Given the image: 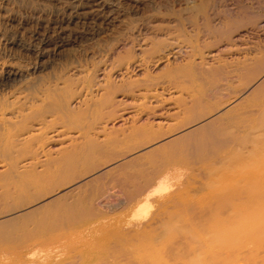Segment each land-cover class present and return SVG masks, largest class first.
<instances>
[{
    "label": "rangeland",
    "instance_id": "rangeland-1",
    "mask_svg": "<svg viewBox=\"0 0 264 264\" xmlns=\"http://www.w3.org/2000/svg\"><path fill=\"white\" fill-rule=\"evenodd\" d=\"M179 48L184 55L164 57L171 49L176 52ZM253 57L264 60V0H0V99L57 86L83 95L86 101L78 105L73 102L83 123L66 127L60 124L48 130L53 138L45 142L44 151L51 162L46 164L41 156L39 160L49 170L36 167L37 173L45 175L33 182L8 180L5 186L0 182V215L9 210H16L18 215L17 221H3L9 232L5 239L0 238V264H99L92 246L110 236L107 229L95 230L96 226L111 214V218L118 214L129 217V209L120 207L108 212L99 208L97 201L116 204L133 187L142 191L162 181L182 185L178 195L182 202L199 195L193 188L203 184L209 175L204 154L216 146L214 139L222 136L226 122L220 120L212 127L197 129L230 107L237 106L234 112L243 113L252 99L262 95L264 61L252 73L241 70L242 62ZM193 65L203 73L197 74ZM11 73L16 77L8 75ZM108 74L114 76L111 89L101 88L94 98L88 96L84 81L98 76L101 82ZM259 85L260 90L250 99H236L245 88L257 89ZM105 92L113 105L98 118L94 102ZM94 118L98 124L90 126ZM159 146L163 148L157 154L143 155L146 148ZM132 158L134 163L130 164ZM66 161L69 162L64 165ZM102 169L107 174L96 176V170ZM248 169L251 187H264V154L251 158ZM260 172L263 175L258 177ZM0 174L4 177L7 173L0 168ZM106 192L116 196L108 200ZM143 194L133 199L129 208L143 203ZM252 197L255 209L264 205V198L254 192ZM51 203L55 205L49 209L20 216L24 207L34 209ZM176 206L167 207L166 219L176 213L179 219L175 220L187 219L190 213L182 205ZM70 210L84 219L67 229L53 225L69 217ZM152 211L142 218H151ZM169 220L171 229L166 237L142 245L146 250L155 249L156 255L132 263L131 257L120 252L113 255L115 261L219 264L220 256L208 252L186 257L181 252L161 254L176 237L185 234L171 227L173 222Z\"/></svg>",
    "mask_w": 264,
    "mask_h": 264
},
{
    "label": "bare ground",
    "instance_id": "bare-ground-1",
    "mask_svg": "<svg viewBox=\"0 0 264 264\" xmlns=\"http://www.w3.org/2000/svg\"><path fill=\"white\" fill-rule=\"evenodd\" d=\"M204 20H206V18ZM192 24L196 25L195 22H192ZM191 47L193 46L191 45ZM195 49L196 47L192 48L191 51L194 52ZM173 50L174 49H171L170 50L171 52L168 51L169 52L168 54L164 52L166 54L164 57L166 58L169 55L173 56L176 54L180 56L179 53L183 54L180 48L177 51L175 50L176 52H173ZM195 52H197V50ZM189 56H191V54ZM244 57H246V55ZM263 61H264L263 59H258L256 57H253L252 59L244 60L241 64V70L252 73L254 72V70H257L258 65H260L261 62ZM193 69L197 74L203 73L202 69L201 68L197 69L196 65H193ZM126 73L127 72H125V74ZM119 74L121 75V72ZM8 75H13L16 77V74H12V73ZM112 75L110 74L105 75V77H103L104 79L101 77L103 79V80L101 79L102 80L101 82L97 81L98 76L97 77L93 76L92 78L87 79L88 81L85 80L84 83L86 85L85 87L87 88V92H88L87 95L90 96L91 98H94L95 92L98 93L99 89L101 88H103L104 91L105 90L109 91V89H111V85L113 84L111 79L113 80L114 76L112 77ZM206 75L207 74H205V76ZM103 83L104 85H102ZM253 87H250L247 90L245 88L244 91L242 90L243 93H240L239 94L240 96L237 97L236 99L237 100L250 99L251 96L255 95L257 91L260 90L261 85H259L257 89L256 87L255 88ZM51 88L46 87L43 91L29 90L28 95L22 97L18 95L16 96L13 95L11 98L5 97L0 99V168L5 173H7L5 174L6 176L4 177L1 176L0 174V182L4 186L8 180H12V182L14 181L17 183H19V180L20 181L24 180L25 182H33L37 180L40 175L41 176L45 175L43 173L41 174L37 173L39 171L36 170V167L39 165L42 166L43 168H46L45 170H47L48 165H42V162L39 160L40 156L46 160L45 161L46 164L49 161L51 162V160L48 158L49 157L48 153H45L44 151L45 148L44 145L46 144L45 142L53 138V137L52 138L49 137L50 132L48 130L54 129L55 125H60V124L66 127L70 125L74 126V124H78V123L79 124L83 123L81 122V119L78 117L79 114L75 111V105H76L75 103H77V105L81 103L84 104L86 103L85 99H82L84 98L83 95L80 96L79 94L75 93V91L72 92V90L70 89L58 88L57 86H55L53 89ZM250 91H252V93L248 95L247 92ZM108 98H109L108 92L101 93V95L98 96V99L94 102V104L97 107L96 115L98 116V118L99 117L101 118L104 111L109 110L113 105ZM249 104L250 106L248 107V109L241 114H237L234 112V109H236L237 106L230 107L229 110L222 112V114L219 113L220 115L216 117V120H213L209 124L206 125L204 124L205 126H202L200 129L196 128L199 131L205 129V127L214 126V124H216V121L224 120L226 122V126H225L226 128L223 131L222 136L217 137L216 140L214 139L216 146L213 147L211 151L209 152L206 151L207 153L204 154L205 160L209 164L208 165L209 175H207V179L205 180V182H203V184H200L198 187L196 186V188H193L196 189L197 191L196 190L195 191L199 192L200 194L198 193L199 195H197L196 197L192 196L193 198H190L191 199L190 201L182 202V200H180V198L178 197L180 189L182 188L181 184L175 183L174 186L168 184L165 181L158 183L152 188L147 185L146 187H143L144 189L142 188L143 189L142 191L140 190V188L133 187L132 190L130 189V191L126 193L125 198L122 196L124 199L123 200L119 199L118 203L116 202V204H109V203L104 204L102 203V200L100 202L97 201L99 208L100 207L102 209L106 208L108 212L117 211L120 209V207L123 209L124 208L129 209V217L127 214H125L126 217H128L127 219L125 218V215L119 216L118 214L119 212L116 213L118 214V216L116 215L117 217L115 216L113 218H111L112 214L111 216L108 215V217L110 218H107L106 214L108 212H106L105 214L106 217L100 216L104 219L105 218L107 219L104 220V222L101 221L103 223L98 224L95 230L100 229L105 231V229H107V232L109 233L112 232L114 236H111V233L110 234L108 233V235L110 236L108 239H106L108 237L106 235L107 237L104 238L103 242H101L102 238L101 240H99L101 244L98 245L100 246L94 245V248L92 246L91 252L94 254V258L100 261L99 264L115 263L116 259L114 258L113 255L120 252L122 253L124 252V254H127L126 256H128L129 258L131 257L132 263L135 262L139 263L141 258L145 256L156 255L155 249L148 248V250H146L144 247H142V245L144 244L145 241L152 240V244H153L154 242L156 243L157 241L159 242L160 240H162L165 234L170 232L171 229L169 228L170 226L167 223L168 219H170L169 220L170 223L171 221L173 222L171 224V227L174 225L173 228L176 229V227H178L180 228L179 231L185 234L183 235L179 234L180 237H176L175 241H173L170 245H167L166 250H163L161 254L177 255V253L181 252L186 257V256H190L191 254L192 255L200 254V253L205 254L206 252H208L211 253L212 255L220 256L219 264H264V205H262L258 209H255L253 207V197H252V193L254 192L256 193L258 198L260 197L264 198V187H260V189H253L254 187L253 188L251 187V183L249 180L250 173L248 169V164L251 158L257 159L258 157L263 156L264 154V92L262 93L261 96L252 99V101H250ZM92 110L94 111V109ZM96 124H98V121L97 119L94 118L93 121L92 120L90 121L89 125L93 126ZM78 128L79 131H81L82 133L85 132L83 127L81 128L78 127ZM89 146L91 148L92 144H90ZM161 148H163V146H159L155 149H152L151 147L146 148V151L143 152V155L144 156L155 155L160 151ZM188 155H190V151ZM68 162L69 161H66L64 165H67ZM132 162H133V158L132 160L129 161V163L132 164ZM191 164H193V162ZM187 166H190V164ZM96 173H97L96 176H104L105 174H107L106 170L103 171V169L102 171L96 170ZM262 175H263L262 172H260V175L257 176L260 177ZM203 178L201 179L202 181H204ZM126 180L127 179H125L124 181ZM80 182H82V184L85 183L83 182V180H81ZM108 183L111 184V182ZM142 193L146 194V196L144 197L145 199H143L145 201H143V203L141 202V204H139L134 208H129V205L133 202V199L137 198V196L139 197V194ZM115 196L116 194L107 193L106 199L110 200V198H113ZM52 204L53 203L48 204V206L34 208V209H28V207L27 208L24 207L23 210L20 211L19 213L22 214L20 215L21 217L22 216L26 217V215L34 214V212L38 210H43L42 208H48ZM87 205L89 204L87 203ZM176 205H182L188 211V213H190L187 219L183 221L175 220L176 217L178 216L177 213L174 214L173 218L167 216L169 218L166 219L167 214L165 210H167V207L168 209H170L171 206L174 207ZM179 208H181V206H179ZM151 210H153L152 211L153 216L151 218L148 219L142 218L143 215H147V213H149ZM15 211L9 210L6 211L4 214L0 215V238L5 239V237L8 235L6 233L9 232L8 229H5L4 227L5 222L3 221H5L8 218H11L12 220L18 219L17 217L18 215ZM91 211L94 212L95 210L92 209ZM125 211L126 210H124V212ZM120 212L122 213L121 210ZM47 214L48 213L46 212V215ZM96 214H98V212ZM114 215L115 214L113 213V216ZM64 217L65 218L60 220V222H54L53 225L57 227L61 226L63 227V229L64 228L67 229L68 227L70 228L75 224H77L78 221L84 219L85 216L78 214L74 216V211L70 210L69 217L67 216ZM177 219L179 218L177 217ZM43 220H45V218ZM36 221L38 220L36 219ZM90 224L92 225V222ZM90 224H88L89 227ZM61 227L60 229H62ZM187 229H189V231H187ZM28 231H26V233ZM7 240L9 241L11 240V238L7 237ZM92 243L97 244L96 242L93 241ZM180 255L181 254H179V256ZM123 257L125 258L124 255Z\"/></svg>",
    "mask_w": 264,
    "mask_h": 264
}]
</instances>
